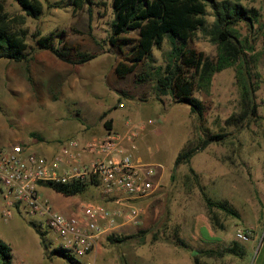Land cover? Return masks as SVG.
Wrapping results in <instances>:
<instances>
[{"label":"rangeland","instance_id":"rangeland-1","mask_svg":"<svg viewBox=\"0 0 264 264\" xmlns=\"http://www.w3.org/2000/svg\"><path fill=\"white\" fill-rule=\"evenodd\" d=\"M230 1L255 13L250 31L242 21L234 26L241 36L249 34L252 43L246 52V60L254 105L247 122L241 126L225 122L239 109V87L234 67L216 71L206 91L193 92L204 108L200 128L188 106L160 91L152 75L142 81L136 79L145 65L138 63L124 76H117L112 67L119 61L125 62L124 54L129 46L118 49L106 41L112 18L111 0H92L90 15L85 5L73 10L63 3L54 6L64 0H40L42 10L39 16H25L29 33L26 38L27 60L0 59V147L20 143L30 148L39 136L72 132L74 127L78 130L60 139L59 143L93 135L85 131L89 130L88 125L78 108L83 106L85 99L90 104L84 106L96 107L101 113L105 108L111 115H120L119 111H124L122 126L126 119L138 124H143L147 118L155 119L148 125L152 134L148 144L154 149L157 143L163 149L161 161L166 164V168L162 166L163 182H158V191L150 196L152 201L145 209L152 212L151 219L156 213L155 219L138 228L144 231L134 241L113 242L105 238L101 243V264H125L120 257L124 248L134 264H193L194 257L198 264H264L261 256L264 244H257V240L264 237V0ZM0 2L8 14L22 13L13 0ZM206 19L211 21V16L206 14ZM35 30L40 35L49 36L54 46L64 43L73 47L72 52L76 49L92 53L94 57L80 64L59 60L49 50L36 47L31 37ZM125 36L136 35L128 32ZM188 44L210 58L215 57V45L200 32H196ZM167 49L166 40L158 49H153V62L149 63L152 71L164 65L163 53ZM121 101L123 107L114 110ZM101 113L95 119V126L99 123L104 132L109 128L103 124L107 116ZM205 132H226L228 136L220 142L209 143L194 153L188 162L173 167V156L183 147L193 145ZM189 167L193 173L189 172ZM192 174H196L210 199L225 200L236 211V216L213 207L216 225L211 224ZM22 219L20 216L19 220L24 224ZM196 223L200 231L201 226L208 225L223 240L213 242L196 236L193 228ZM4 224L6 222L0 220V226ZM218 224L222 228H218ZM42 227L45 228L43 224ZM236 228L250 229V237L256 234L255 240L235 238ZM108 234L118 236L114 230ZM175 235L184 240L186 247L173 244ZM46 236L53 244L57 242L52 232L46 230ZM232 241L237 244L238 254L243 249L241 255L223 251ZM220 249L223 251L221 256L204 253ZM54 259L55 264H63L60 256ZM64 263L67 264L65 260Z\"/></svg>","mask_w":264,"mask_h":264},{"label":"trees","instance_id":"trees-1","mask_svg":"<svg viewBox=\"0 0 264 264\" xmlns=\"http://www.w3.org/2000/svg\"><path fill=\"white\" fill-rule=\"evenodd\" d=\"M13 1L22 13L8 14L4 10L3 3L0 2V59L26 61L29 53L26 38L29 33L25 26V16L38 17L42 10V3L40 0ZM61 3L70 6L73 10L85 5L90 15L89 7L92 0H64L54 6H60ZM111 11L112 18L109 22L106 41L118 49L123 45L129 46L124 54L125 62L119 61L114 66L117 76H124L138 63L145 65L143 72L138 74L136 79L142 81L144 77L152 75L160 91L168 93L175 101L188 106L189 111L196 116L200 128L204 108L193 92L206 91L216 71L234 67L239 87V109L237 113L227 117L225 122L233 126H241L247 122L254 105L250 70L246 60V52L251 49L252 43L249 34L241 36L234 26L242 21L250 31L255 15L251 9L230 0H111ZM206 14L211 16V21H207ZM128 32H134L136 36H125ZM196 32L206 36L215 45L214 58L189 46L188 43ZM31 37L37 48L47 49L59 60L70 64H80L94 57L92 53L76 49L72 52L73 47L64 43L54 46L49 36L40 35L38 30L31 33ZM163 40H166L168 45V49L163 53L164 65L152 71L149 66V63L153 62L152 51L154 48L158 49ZM103 123L107 126L106 121ZM227 136L226 132L200 134L193 145H187L176 153L173 167L188 162L194 153L204 149L211 142L222 141ZM188 170L193 173L192 168L189 167ZM192 175L200 190L211 224L216 225L213 207L236 216V211L225 200L210 199L199 184L196 174ZM85 183L91 182L47 180L37 184L63 195H76L82 193ZM28 223L38 235L47 257L58 255L68 264H78L70 253L59 246L51 245V241L46 239V230L40 223L35 224L33 221ZM217 227L222 228L220 224ZM143 231L138 230L133 234L118 236L108 234L106 239L113 242H130ZM172 242L176 246L186 247L184 240L177 235L173 236ZM236 248L237 244L232 241L223 248V251L241 255L243 249L238 254ZM220 250H206L204 253L221 256L223 251ZM0 259L1 264H10L9 246L1 240ZM193 264H198L196 257L193 258Z\"/></svg>","mask_w":264,"mask_h":264},{"label":"built area","instance_id":"built-area-1","mask_svg":"<svg viewBox=\"0 0 264 264\" xmlns=\"http://www.w3.org/2000/svg\"><path fill=\"white\" fill-rule=\"evenodd\" d=\"M120 102L118 106H122ZM126 123L123 130L107 129L102 134L69 138L46 156L13 143L0 147V182L14 203L36 216L59 246L78 264H97L90 254L103 233L114 230L117 219L134 220L142 207L135 202L155 195L158 181L153 165L135 154V128L152 124ZM88 181L105 196L116 195L114 207L97 200H80L69 213L54 210L49 200L38 192L40 181ZM8 216V212L3 213ZM250 229L236 228L235 238L248 240Z\"/></svg>","mask_w":264,"mask_h":264},{"label":"crops","instance_id":"crops-1","mask_svg":"<svg viewBox=\"0 0 264 264\" xmlns=\"http://www.w3.org/2000/svg\"><path fill=\"white\" fill-rule=\"evenodd\" d=\"M114 66L112 67V69H114ZM75 80H76V77H75ZM86 103L90 104V102H88V99L84 100L83 106L78 107L82 115L81 117L85 118L84 119L85 123L88 125L89 130H85V131L90 132V134H93V135H95V133L97 135L102 134L103 132L100 127V124L98 123L95 126L96 124L95 119L97 118L99 113H101L100 110L96 109V107L92 108L90 105L84 106V104ZM122 104L124 103L122 102ZM119 107H123V105L118 106L117 104L116 108H113V109L116 110V109H119ZM105 109L101 114L102 116L103 115L107 116V121L106 120L105 121L107 124L106 127L109 129L123 130L126 128V123L128 124L138 123V122L132 123V122H129L130 120L126 119L124 121V126H122L121 119L123 117L124 111L122 110L119 111L120 115H117V114L111 115L110 110L106 111ZM148 125H151V124H148ZM148 125H146L147 127L144 125V129H140L138 127L135 128V131L137 132V135L135 137V144H136L135 154L137 158H139L140 160L153 165L155 169V174H154L155 179L158 182L159 181L163 182L161 179L163 175L162 166L164 167L166 166V164L163 161H161V153L163 149L157 146V143L154 145L155 147L154 149L151 148V146L148 144V142H151L150 140L152 139V134H151L150 129L148 128ZM77 130L78 129L75 130V127H74L72 132L68 131L65 133H60V134L52 135V136H49V135L39 136L40 138L36 140L37 142L33 145V147H30L29 149L36 151L37 153L48 156L56 150L60 139L62 140L65 139L66 137L70 136V134H73ZM79 134L80 133H77L76 135H79ZM173 159H174V156L171 161L172 165H173ZM37 189L41 195L45 196L49 200V203L51 204V207L54 210L59 211L61 213H65V214L71 212L76 207L77 203L80 200H97V201L104 203L108 207H114L115 202L118 197L116 195L105 197L98 190L96 185H94L93 183H85L82 193L76 194V195H63L59 192H55L54 190L48 187L39 186V185ZM151 201H152L151 197H147L144 199H137L135 202H138V204L141 205L143 209L142 212L133 221L117 219L116 225L114 226V231L117 232L118 235L133 234L138 230V228H143L146 224L152 223L155 219L156 213L153 219H151L150 215L152 214V212H148V210L145 211V209H147L146 207L150 205ZM4 212H8L9 215L4 216L3 215ZM20 216L23 218L22 220H24L25 222L24 224L21 222V220H19ZM36 218H37L36 216L29 214L26 208L20 206L17 203H14L11 200L10 195L5 191L3 185L1 184L0 186V220H2L3 222H6V224H4V226L2 227L0 226V240L5 242L9 246L10 264H55L53 260H55L54 258L57 257L58 255H52L50 257H47L45 255V253L43 252V248L39 242L38 235L36 234L32 226L28 223V221H33L35 224H38L40 221H38ZM40 225L42 227V224ZM193 228H194V232L196 236L199 235V236L206 237L207 240L213 241V242L214 241L220 242L223 240L222 237L215 234V232H213L211 227H209L208 225L201 226V231L197 223L194 224ZM107 235L108 234H105V233L101 235L98 243L94 246L93 251L90 254L91 258H93L97 264H101V258H102L101 243L103 242V240L106 238ZM255 238H256V234H254V236L250 237L249 239L255 240ZM46 239L50 241V239L47 236H46ZM263 240H264V237L263 238L260 237L257 240L258 246L261 245V243L264 244ZM51 245L53 246L54 244L51 242ZM38 246H40V249H37ZM261 256L264 258V251L263 253H261ZM120 257H123V261L125 264H134L126 248L121 249ZM0 264H1V259H0ZM63 264H65L64 259H63Z\"/></svg>","mask_w":264,"mask_h":264}]
</instances>
